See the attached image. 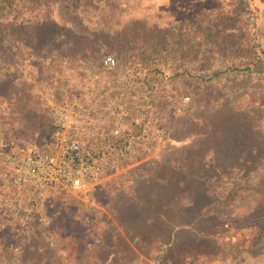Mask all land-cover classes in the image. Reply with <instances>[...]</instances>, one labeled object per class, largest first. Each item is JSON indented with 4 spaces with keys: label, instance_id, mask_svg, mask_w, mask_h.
<instances>
[{
    "label": "rangeland",
    "instance_id": "obj_1",
    "mask_svg": "<svg viewBox=\"0 0 264 264\" xmlns=\"http://www.w3.org/2000/svg\"><path fill=\"white\" fill-rule=\"evenodd\" d=\"M168 1L170 4L165 7L166 0H152L146 12H104L122 18L140 16L159 28L158 34L138 35L135 27H129L135 41L121 46L116 53L93 49L63 59L50 50L43 49L30 57L19 47L10 52L1 48L0 74L25 89L31 105L42 114V138L35 139V145L48 142L50 131L57 127L49 151L37 152L36 156L62 155L58 142L59 114L64 109L69 110L71 118L66 141H78L83 152H103L98 160L100 174L82 181L73 190L64 186H44L40 190L22 184L8 187L1 194L0 207H16L12 223L19 226L16 230L22 242H31L32 233L41 230L45 242L51 243L52 255L46 253L39 258L45 264L51 258L53 264H94L98 262L96 258L103 259L114 247L125 249L126 241L135 235L120 232L111 213L112 200L135 201L130 194L132 190L128 192L130 187L137 188L155 174L158 151L170 137L181 132L185 120L192 112H198L196 109H211L206 106L234 97L238 106L253 107L257 125L264 131V0H251L249 12H227L236 0H199V4H189L188 0ZM130 3L139 6L132 7L135 10L146 5L143 0ZM79 13L92 24L101 16V12ZM232 14L236 17L231 18ZM223 36H228L227 46L221 44ZM219 44L221 48L233 49L221 53L216 47ZM252 47L256 56L251 54ZM107 57L114 60V66L109 69L102 65ZM233 64L241 68L249 66V72L253 73L227 72ZM215 73L218 75L214 76ZM6 126L7 122L0 116V142L5 135L10 136L12 129ZM114 129L137 133L143 141L132 143L128 155L117 158L106 155L103 141ZM17 136L23 140L22 134ZM0 159L1 185L14 172V165H8L10 157L6 154ZM24 159V162L30 160ZM258 161L263 169L264 155ZM100 183L103 184L94 190ZM211 189L222 197L230 190L227 201L209 209L225 223L215 234L219 247L214 251L208 243L204 244L213 255L201 258L198 264L248 263L247 253L254 259L253 264H264V240L260 245L258 240L254 241L255 249L250 250L248 246L256 231L242 229L248 212L262 200L264 188L253 178H238L231 184H213ZM124 190L128 196L119 192ZM42 222L47 224L44 226ZM189 235L187 230L178 231V246L165 250L160 259H156L157 240L145 247L140 258L124 251L116 261L169 264L182 254ZM0 237L8 240L13 251L17 250L5 228L0 229Z\"/></svg>",
    "mask_w": 264,
    "mask_h": 264
},
{
    "label": "trees",
    "instance_id": "obj_2",
    "mask_svg": "<svg viewBox=\"0 0 264 264\" xmlns=\"http://www.w3.org/2000/svg\"><path fill=\"white\" fill-rule=\"evenodd\" d=\"M130 1L0 0V53L2 47L8 52L19 47L31 57L44 49L53 51L63 59H72L93 49L101 53H116L121 46L135 41L134 32L129 29L131 26L136 28L138 35L158 34V26L148 22L149 19L131 15L122 18L115 13H104L146 12L147 6L150 7L152 3V0H143L146 5L135 10L132 7L139 6H133ZM250 1L236 0L233 8L227 12H249ZM166 2L165 7L170 4L168 0ZM188 2L199 4V0ZM79 12H101V16H98L96 24H92ZM234 17L236 15L232 14L231 18ZM227 40L228 36H223L221 44L226 45ZM221 44L216 46L221 53L224 49H233L221 48ZM251 49V54L256 56L253 47ZM226 71L248 73L250 67L241 68L233 64ZM236 101L234 97L220 100L206 106L211 109L202 107L196 109L197 113L192 112L181 132L170 137L158 151L155 174L144 180L139 176L143 182L137 188L134 186L130 193L135 201L112 200L111 213L120 232L135 236L129 238L128 243L126 241L124 250L114 247L103 259L96 258L98 262L94 264H127L118 263L116 257L125 251L127 254H138L140 258L145 247L157 240L159 245L155 251L159 254L156 259H160L165 250L178 246L174 233L180 230L189 232L192 243L188 241L182 254L169 264H198L201 258L213 255L203 245L208 243L211 250L219 247L215 234L219 233L217 230H221L225 222L209 209L220 201H227L230 190L226 191L224 197L216 196L218 192L211 189V185L235 183L238 178H253L261 189L264 188V168L258 161L264 155V131L257 125L253 107L242 108ZM34 107L27 99L25 89L7 81L5 75L0 74V116L12 129L10 136L7 138L5 135L0 142V158L3 154L10 157L15 164L12 173L20 177L21 161H25L24 158L31 160L37 152H48L57 131V127L50 131L48 142L35 145L34 140L42 138L40 129L44 123L41 112ZM21 134L23 140L17 136ZM0 169H3L1 159ZM15 212L14 206L0 207V229L8 231L17 247L13 251L8 240L0 237V256L8 257L0 258V264H45L39 258L46 253L52 255L51 243L45 242L41 230L32 233L31 242H22L16 230L19 226L12 223ZM242 229L256 231L251 246H248L250 250L255 249L254 241L258 240L260 245L264 240V195L248 212ZM51 232L54 235L53 230ZM246 259L248 263L242 264H253L254 259L248 253ZM53 260L51 258L46 264H53ZM205 264H209V261Z\"/></svg>",
    "mask_w": 264,
    "mask_h": 264
},
{
    "label": "built area",
    "instance_id": "obj_3",
    "mask_svg": "<svg viewBox=\"0 0 264 264\" xmlns=\"http://www.w3.org/2000/svg\"><path fill=\"white\" fill-rule=\"evenodd\" d=\"M102 65L109 69L114 66V60L107 57ZM70 126L69 110L64 109L59 114L58 142L62 146V155L54 158L45 154L42 157L34 156L28 163L21 161L19 169L22 171V176L13 175V173L6 176L0 185V196L8 187L22 184L34 186L40 190L45 189L44 186L53 188L64 186L73 190L79 187L82 181H88L99 175L101 167L98 160L102 157L103 152L100 150L83 152L78 141H66L65 134ZM141 141L143 139L137 133L127 134L119 129H114L110 136L103 141V145L106 147V155L117 158L119 155H128L130 153L128 149L132 143L135 145ZM10 163L14 165L15 170L14 162L10 160Z\"/></svg>",
    "mask_w": 264,
    "mask_h": 264
},
{
    "label": "crops",
    "instance_id": "obj_4",
    "mask_svg": "<svg viewBox=\"0 0 264 264\" xmlns=\"http://www.w3.org/2000/svg\"><path fill=\"white\" fill-rule=\"evenodd\" d=\"M101 182H102V181H101ZM101 184H103V183H100V184H98L97 186H95V187H94V190H95L97 187L101 186ZM87 189H89V188H87ZM87 189H84V190H87ZM124 189H125V188H124ZM131 190H133V188L131 189V187H130V189H129L128 192L130 193ZM89 191H90V190H89ZM119 192L122 193V194H124V195H126V196L129 195V193H128L127 191H125V190H124V191H119ZM131 192H132V191H131ZM177 233H178V231H176V232L174 233V235H175V236H174V239H177V237H176V236H177Z\"/></svg>",
    "mask_w": 264,
    "mask_h": 264
}]
</instances>
